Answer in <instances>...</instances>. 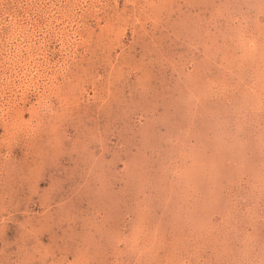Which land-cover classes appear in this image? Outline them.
<instances>
[{
	"label": "rangeland",
	"instance_id": "obj_1",
	"mask_svg": "<svg viewBox=\"0 0 264 264\" xmlns=\"http://www.w3.org/2000/svg\"><path fill=\"white\" fill-rule=\"evenodd\" d=\"M0 264H264V0H0Z\"/></svg>",
	"mask_w": 264,
	"mask_h": 264
}]
</instances>
